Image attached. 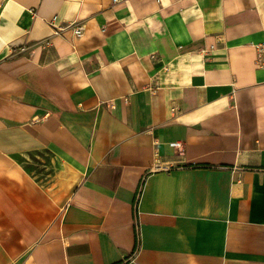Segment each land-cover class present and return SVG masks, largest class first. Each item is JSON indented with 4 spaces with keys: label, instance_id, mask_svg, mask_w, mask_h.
Masks as SVG:
<instances>
[{
    "label": "crops",
    "instance_id": "0c3cea01",
    "mask_svg": "<svg viewBox=\"0 0 264 264\" xmlns=\"http://www.w3.org/2000/svg\"><path fill=\"white\" fill-rule=\"evenodd\" d=\"M262 43L264 0H0V264H264Z\"/></svg>",
    "mask_w": 264,
    "mask_h": 264
},
{
    "label": "built area",
    "instance_id": "2783aa9c",
    "mask_svg": "<svg viewBox=\"0 0 264 264\" xmlns=\"http://www.w3.org/2000/svg\"><path fill=\"white\" fill-rule=\"evenodd\" d=\"M114 3H118L120 0H113ZM73 32L77 38L83 37L85 33V27L82 25H77L73 28ZM257 56H256V67L258 69H264V43L256 46Z\"/></svg>",
    "mask_w": 264,
    "mask_h": 264
}]
</instances>
